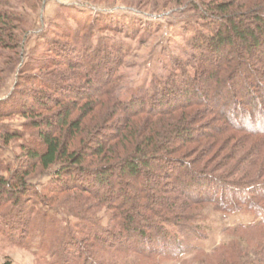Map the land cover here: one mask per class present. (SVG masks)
<instances>
[{
    "label": "trees",
    "instance_id": "16d2710c",
    "mask_svg": "<svg viewBox=\"0 0 264 264\" xmlns=\"http://www.w3.org/2000/svg\"><path fill=\"white\" fill-rule=\"evenodd\" d=\"M174 2L207 30L190 42L193 73L182 69L122 100L121 46L95 47L65 29L20 64L25 22L11 0H0V81L4 66L18 69L0 119H27L20 130L0 123V135L25 140L14 163L0 161V209L16 211L15 240L36 224L29 212L20 218L32 201L48 206L37 225L55 235L50 246L59 251L70 233L87 241L75 264H264V0H138L136 7L153 13ZM37 170L51 175L42 192L31 182ZM99 207L107 227L95 221ZM212 212L252 219L225 226L228 238L206 249L194 239L206 237L201 224ZM59 214L79 223L59 225ZM48 217L56 223L46 230Z\"/></svg>",
    "mask_w": 264,
    "mask_h": 264
},
{
    "label": "rangeland",
    "instance_id": "374dc122",
    "mask_svg": "<svg viewBox=\"0 0 264 264\" xmlns=\"http://www.w3.org/2000/svg\"><path fill=\"white\" fill-rule=\"evenodd\" d=\"M137 2L138 0H11L12 7L21 15L26 27L20 64L26 61L32 48H38L41 51L43 48L39 43L45 41L47 37L63 39L61 35L64 34L65 29H68L71 35L79 33L81 39L85 38L83 40L86 42L89 39L95 47L113 44L124 49L121 54L124 62L119 70L122 79L118 89V95L122 100H129L143 90H153L156 85L164 83V80L173 74L178 78L181 77L182 69L193 73L191 63L194 61V49L190 42L198 33L207 31L200 16L194 17L193 11L187 10L182 3L178 2L160 6V11L153 13L149 6L145 7L151 11L149 13L138 10ZM249 61L255 63L254 58H250ZM0 67L3 68L2 63ZM17 74L18 69L11 72L4 66L0 81V99H6L12 93ZM253 91L260 94L257 88ZM26 121L27 119L20 115L0 119V123L17 130L22 129ZM27 137L28 135L25 134L24 138ZM24 141L22 138L8 139L0 135V161L5 165L14 163L15 156L20 152ZM31 178L32 185L37 191H45L50 185L51 175L40 173L39 170L33 173ZM123 179L129 183H135L134 180L126 177ZM111 181V188L115 189L114 177ZM24 207L28 211H25L20 218L27 221L29 212L36 222L27 228L30 234L23 238L24 241L15 240L12 237L14 234H11L13 231H19L17 226L20 224L16 223L19 218L16 219L17 217L14 216L16 211L7 212L8 210L0 209V217L3 213L8 214L5 222L1 219L3 217L0 218V264L7 259L11 264H59L57 262L60 257H67L69 260L68 263L60 264H75V261L79 260L77 252H81L80 245L87 250V241L75 239L70 233L71 239L68 240L77 241L70 244L68 240H65V244L58 251L48 244V239L53 240L55 235L44 236V228L40 230L37 225L39 224L37 220H40L41 214H45L44 210H47L48 206L36 205L28 201ZM9 209L16 210L13 206ZM31 210L33 213H30ZM86 214L87 212H83V215L86 216ZM107 215L108 212L99 207L98 212L94 214L95 221L101 227H107ZM55 219L57 224L69 228L79 223L77 218L65 217L62 214L55 216ZM55 219L51 217L46 219V230L51 229L50 227L56 223ZM251 219L252 216L249 214H234L224 218L212 212L201 224L204 227L201 226V230L205 232L206 237L195 238L194 242H199L204 248L210 249L228 238L223 232L225 226L248 222ZM32 220L33 218L31 219L33 223ZM95 227L97 226H92V228ZM101 235L106 239L109 237L107 233ZM43 239L46 240L44 245H42ZM163 264L175 263L167 260Z\"/></svg>",
    "mask_w": 264,
    "mask_h": 264
}]
</instances>
